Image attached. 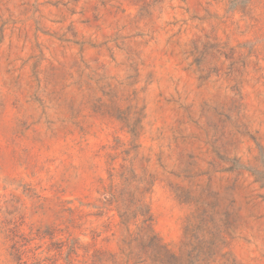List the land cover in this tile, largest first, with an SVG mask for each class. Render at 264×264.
Wrapping results in <instances>:
<instances>
[{
	"label": "rangeland",
	"instance_id": "374dc122",
	"mask_svg": "<svg viewBox=\"0 0 264 264\" xmlns=\"http://www.w3.org/2000/svg\"><path fill=\"white\" fill-rule=\"evenodd\" d=\"M0 264H264V0H0Z\"/></svg>",
	"mask_w": 264,
	"mask_h": 264
},
{
	"label": "trees",
	"instance_id": "16d2710c",
	"mask_svg": "<svg viewBox=\"0 0 264 264\" xmlns=\"http://www.w3.org/2000/svg\"><path fill=\"white\" fill-rule=\"evenodd\" d=\"M125 174H127V172H125L123 175L124 185L131 186L133 178H127ZM109 194L111 195L113 202L117 204V210L124 222H128L132 215H142L144 217L143 223L145 225L150 224L149 228L150 236H152L151 240L154 239L156 241L154 244H151L150 248L159 252L160 254L163 253L164 256L170 253L167 246L162 244L161 240L157 237L154 230L152 229L151 224L153 219L151 213L144 209V206L141 204V200L136 198L135 193H127L126 189L120 190L117 186L112 185ZM17 253L18 251L15 252V254Z\"/></svg>",
	"mask_w": 264,
	"mask_h": 264
}]
</instances>
